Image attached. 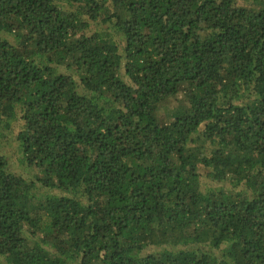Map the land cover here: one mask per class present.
Returning <instances> with one entry per match:
<instances>
[{
	"label": "trees",
	"instance_id": "trees-1",
	"mask_svg": "<svg viewBox=\"0 0 264 264\" xmlns=\"http://www.w3.org/2000/svg\"><path fill=\"white\" fill-rule=\"evenodd\" d=\"M10 132L0 264H264V0H0Z\"/></svg>",
	"mask_w": 264,
	"mask_h": 264
},
{
	"label": "rangeland",
	"instance_id": "rangeland-1",
	"mask_svg": "<svg viewBox=\"0 0 264 264\" xmlns=\"http://www.w3.org/2000/svg\"><path fill=\"white\" fill-rule=\"evenodd\" d=\"M93 27H104L103 25H100V23H94ZM17 136V135H16ZM0 144L3 147V151L1 150V153L6 155L9 161V166L12 171H14L17 174H22L25 177L32 178L34 175V171L27 169L22 162V156L19 152V145H18V139L15 137L14 132L6 133V137L2 140L0 139ZM56 193L58 191H55Z\"/></svg>",
	"mask_w": 264,
	"mask_h": 264
}]
</instances>
